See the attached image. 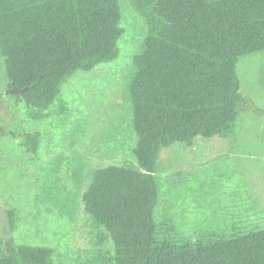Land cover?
I'll list each match as a JSON object with an SVG mask.
<instances>
[{
  "label": "trees",
  "instance_id": "obj_1",
  "mask_svg": "<svg viewBox=\"0 0 264 264\" xmlns=\"http://www.w3.org/2000/svg\"><path fill=\"white\" fill-rule=\"evenodd\" d=\"M130 3L148 31L128 84L138 165L97 169L87 189L82 159L71 165L73 188L52 166L37 203L72 222L83 206L97 245L112 244L84 264H264V229L228 223L216 234L182 236L167 213L164 223L157 222L165 187L158 176L162 152L193 147L199 137L236 136L251 98L241 92L238 65L264 52V0ZM123 18L119 0H0V57L9 91L21 92L14 97L32 121L49 118L57 103L65 112L64 86L120 57ZM41 142L40 132L22 134L28 154H37ZM7 218L0 264H59L53 248L16 243L17 209Z\"/></svg>",
  "mask_w": 264,
  "mask_h": 264
},
{
  "label": "rangeland",
  "instance_id": "obj_2",
  "mask_svg": "<svg viewBox=\"0 0 264 264\" xmlns=\"http://www.w3.org/2000/svg\"><path fill=\"white\" fill-rule=\"evenodd\" d=\"M119 1L126 29L119 43L121 55L91 72L78 73L64 86L63 99L69 106L65 112L57 103L49 118L32 121L26 104L9 91L0 57V129L5 132L0 134V239L9 232L8 210L17 209L16 243L53 248L59 264H84L100 251L112 250V244L97 245L83 206L72 222L37 203L46 169L60 167L58 177L73 188L71 171L82 159L87 189L97 169L138 165L128 84L133 59L148 31L130 0ZM238 74L243 96L251 98L236 136L199 137L193 147L179 144L162 152L158 176L165 187L157 222L173 217L182 236L216 234L228 223L246 231L264 229V52L242 57ZM35 132L42 135L41 148L28 154L21 146L22 134Z\"/></svg>",
  "mask_w": 264,
  "mask_h": 264
},
{
  "label": "water",
  "instance_id": "obj_3",
  "mask_svg": "<svg viewBox=\"0 0 264 264\" xmlns=\"http://www.w3.org/2000/svg\"><path fill=\"white\" fill-rule=\"evenodd\" d=\"M12 93H14V94H21V92H14V91Z\"/></svg>",
  "mask_w": 264,
  "mask_h": 264
}]
</instances>
